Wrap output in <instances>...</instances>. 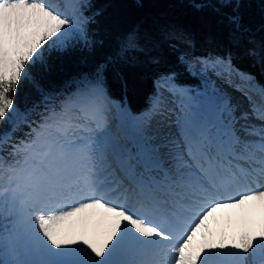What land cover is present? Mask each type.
<instances>
[{"label":"snow or ice","instance_id":"6c2138e0","mask_svg":"<svg viewBox=\"0 0 264 264\" xmlns=\"http://www.w3.org/2000/svg\"><path fill=\"white\" fill-rule=\"evenodd\" d=\"M83 7L78 0L66 5L70 12L49 0H0V121L21 115L15 94L22 80L51 99L32 75L47 67L48 54L91 45ZM228 22L242 30L238 16ZM162 38L190 44L179 32ZM157 46L134 31L117 56L140 52L158 64L150 55ZM195 62L229 83L239 77L247 107L217 93L209 123L182 99L173 120L163 92L176 94L174 74L161 73L150 109L160 117L157 128L141 122L131 146L97 139L106 127L100 65L46 107L34 138L0 136V218L13 217L10 229H0V256L11 257L4 264H264V86L236 69L231 54ZM225 210L229 226L197 241L209 217Z\"/></svg>","mask_w":264,"mask_h":264},{"label":"trees","instance_id":"16d2710c","mask_svg":"<svg viewBox=\"0 0 264 264\" xmlns=\"http://www.w3.org/2000/svg\"><path fill=\"white\" fill-rule=\"evenodd\" d=\"M240 0L238 17L241 31L235 32L228 22L234 2L224 7L217 0H89L88 24L91 45H77L63 52L47 55V67L37 66L32 75L44 93L71 88L85 75H91L104 65V87L112 96L126 100L134 111L145 108L153 91V79L175 72L186 79V66L179 56L191 53H229L233 61L264 81V0ZM247 26L248 30L244 29ZM146 40H157L158 46L150 55L159 58L158 64L140 52L117 56L121 42L131 32ZM179 32L190 40L169 43L165 33ZM173 44L175 45L173 47ZM255 47L252 54L250 49ZM44 95L31 80L21 81L15 94L19 110L34 106ZM12 120L0 121V132L12 127ZM5 226L1 224L0 229ZM11 257L0 256V264Z\"/></svg>","mask_w":264,"mask_h":264},{"label":"rangeland","instance_id":"374dc122","mask_svg":"<svg viewBox=\"0 0 264 264\" xmlns=\"http://www.w3.org/2000/svg\"><path fill=\"white\" fill-rule=\"evenodd\" d=\"M245 1V0H244ZM258 1H260V0H258ZM258 1H257V4L259 5L260 3H258ZM242 2H243V0H242ZM233 14L231 15V16H233V15H236V16H238V12H236V11H238L237 9H238V4H235L234 6H233ZM220 82H222V80L220 79V80H216V83H217V85H220ZM221 85H223V83L221 84ZM163 96H164V100H165V103H166V105H167V108H168V110H169V108L170 107H172V109L171 110H169L170 111V113H171V115H172V119L173 120H175V118L177 117V116H174V114H175V112L173 111V109H175V99H174V96L169 92V91H164L163 92ZM159 121H160V117L159 116H152L151 118H148L147 120H144L143 122H147L148 123V130H150V131H154L156 128H157V126H158V123H159ZM141 124V123H140ZM140 124H139V128L141 129V127H140ZM174 131H178V129H173ZM213 219V216H211V217H209V219H208V221H206L205 222V224H207L208 222H210L211 220ZM216 222V221H215ZM229 225L228 224H226L225 225V227H224V230L228 227ZM206 232V230H205V228L204 229H202L200 232H198L197 233V236H203L204 235V233Z\"/></svg>","mask_w":264,"mask_h":264},{"label":"bare ground","instance_id":"6f19581e","mask_svg":"<svg viewBox=\"0 0 264 264\" xmlns=\"http://www.w3.org/2000/svg\"><path fill=\"white\" fill-rule=\"evenodd\" d=\"M231 98L232 99H234L233 100V102L234 103H236V104H242L241 103V101L239 100V96H238V94H236V93H232L231 94ZM244 107H246L244 104H242ZM218 212H220L221 213V215H222V219H223V217L225 216V215H228V217H229V212L226 210V211H218ZM233 224H234V221H233Z\"/></svg>","mask_w":264,"mask_h":264}]
</instances>
